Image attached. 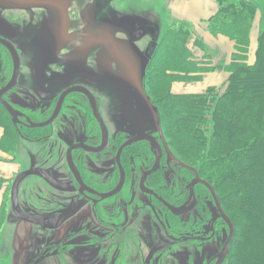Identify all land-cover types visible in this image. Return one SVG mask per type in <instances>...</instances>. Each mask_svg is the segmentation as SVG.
<instances>
[{
	"label": "rangeland",
	"instance_id": "1",
	"mask_svg": "<svg viewBox=\"0 0 264 264\" xmlns=\"http://www.w3.org/2000/svg\"><path fill=\"white\" fill-rule=\"evenodd\" d=\"M248 1L253 2L258 8L251 30L254 48L250 47V33L249 57L247 55V63L253 64L258 46V33L264 27V0ZM164 3L165 0H0V18L3 20V23L0 22V36L11 41L18 51L21 63L17 85L8 95V99L16 102L18 106L24 103L23 101L31 100L30 96L34 95L36 100L38 98L42 104H45L46 101L57 98L65 88L80 85L98 99L101 116L110 139H115L118 134L120 137H126L129 134L138 135L153 131L148 125L151 116L149 108L153 107L157 120L160 121L162 138L166 143L162 133L166 126L162 122L160 110L154 105L156 95L147 91L145 87L150 58L154 55L164 32L171 22L175 21L165 14ZM191 30L192 35L187 41V47L193 56L204 63L209 56L211 59L215 58L217 54L208 47H206L208 54H205L195 46L194 43L201 38V34L193 31L192 28ZM176 82L179 81H173L170 85L172 94H201L206 90L200 91L198 85L183 86L173 93L171 88ZM225 83L226 81H222L216 85L220 93ZM72 104L74 105V100L70 103ZM66 114L68 116V113ZM64 115L56 120L55 127L65 121ZM70 120L71 124L75 121L73 118ZM81 121L78 122L82 123ZM208 126L212 131V122ZM211 131L208 132V137ZM44 148H48V143L37 144L19 140L16 153L9 157L11 160L14 158V161L9 162L10 159L6 161L7 168L14 174L11 181L27 169L31 158L37 160V153ZM135 149L136 147L125 153L123 165L127 171L139 175L143 170L139 162L140 157H135L133 163L131 160L128 161L129 155H134ZM78 155L77 153L74 156L77 158ZM171 156L173 160L171 163L178 161L177 156ZM88 157L85 159L87 163L84 161L87 170L89 168L104 171L106 176L114 167L113 155ZM148 157L147 154L146 158ZM148 161L151 163L152 158ZM59 164L61 166L62 162ZM59 169L63 171L61 167ZM163 170V173L154 176L152 183L159 187L157 184L161 178L163 188H159L163 195L170 198L174 204L182 205L186 201L184 188L181 185L177 186L174 183L175 178L167 176L166 169ZM175 172L182 179L183 185L191 178L189 171L176 169ZM156 178L157 182H155ZM6 189L8 196L3 201L1 209L4 222L0 230V264H16L13 254L11 256V249L16 240H27L28 237L39 239L43 231L18 221L12 215L11 186H6ZM47 191L48 188L38 177L28 176L18 187V203L23 205V208L27 205L32 207L34 204L47 207L49 200ZM196 191L199 204L203 189L197 188ZM39 193L40 197L37 196ZM205 200V217H199L198 209L194 210L190 217V219L194 218V222L190 227L177 229L168 214L166 217L162 215V219L160 217L162 221L160 225L154 220L152 213L150 218L140 219L142 223L140 225L146 227L137 225L140 227L139 232L143 233L142 237L151 235V240L157 241L154 249L158 250L163 246L167 249L163 255L164 264H179L176 261L177 257L188 260V264H206L210 257L219 252L228 235L227 228L215 217L216 212L210 198ZM137 201L141 206L136 205L135 213L144 217L148 214L143 209L146 201L139 199ZM189 216H184L180 220H188ZM5 218L8 220L7 227ZM92 227L93 224L89 229ZM46 236L49 237V234ZM36 255L37 253L32 259H37ZM39 258L37 264H51L48 257L44 260ZM66 259V263L57 259V264L59 262L68 264L69 260ZM156 261L157 258L155 263Z\"/></svg>",
	"mask_w": 264,
	"mask_h": 264
},
{
	"label": "trees",
	"instance_id": "2",
	"mask_svg": "<svg viewBox=\"0 0 264 264\" xmlns=\"http://www.w3.org/2000/svg\"><path fill=\"white\" fill-rule=\"evenodd\" d=\"M215 2L217 11L203 21L202 26L210 36L226 37L233 43L230 61L223 66L229 75L223 91L209 88L203 94L171 93L173 81L199 80L202 74L214 68L209 55L206 63L193 56L187 47L191 26L176 20L164 32L150 58L145 87L156 95L154 105L160 110L166 126L162 133L170 155L177 156L179 162L194 170L214 189L234 226L235 239L225 262L264 264V27L258 33L254 63L248 64L250 33L257 6L248 0ZM194 44L208 54L201 38ZM3 53L0 60L5 57L9 60L8 54ZM10 73L11 65L6 80ZM211 122L212 131L208 126ZM0 127L3 129L0 148L12 156L19 139L36 141L48 135L47 129L17 128L1 106ZM135 147L133 153L140 157V162L152 158L146 142L136 143L130 149ZM158 181L157 185L163 188V180L159 178ZM197 188L203 189L197 209L199 217L204 218L205 198L210 197L205 188L197 186L196 198ZM184 195L187 197L186 190ZM7 196L5 192L4 200ZM165 199L173 203L170 198ZM37 205L41 206L35 204L37 208ZM191 213L187 214L190 215L188 220L181 221L173 216L170 219L177 229L190 227L194 222V218L190 219ZM37 259L30 264H36ZM57 259L65 262L64 255Z\"/></svg>",
	"mask_w": 264,
	"mask_h": 264
},
{
	"label": "flooded vegetation",
	"instance_id": "3",
	"mask_svg": "<svg viewBox=\"0 0 264 264\" xmlns=\"http://www.w3.org/2000/svg\"><path fill=\"white\" fill-rule=\"evenodd\" d=\"M0 38L7 40L2 36H0ZM9 42L11 43V41ZM0 52L3 54L7 53L9 56V60L5 57L4 62L2 60L0 63V89H2L8 83L11 77L13 64L10 54L1 45ZM9 65H11V73L9 78L6 80ZM15 87L3 96V99L19 113L17 117V123L14 124L11 117L5 112L9 116L11 123L17 128L48 130V135H46L42 140L31 141L28 139H19L29 143H48V148H44L37 153V160L31 158L27 169L23 171H28L32 166L34 169L41 170L46 174L49 180L48 184L36 175L31 176L38 177L41 180V183H43L48 188V206H41L37 208L34 204L32 207L27 205L23 208V205L21 206L18 203L19 211L26 217L35 219L37 221L36 223L24 222L17 218L11 211L12 215L18 221L27 225H33L43 231V233L49 234V240L47 244H45L40 249L36 257L39 258L42 256L40 258H43L48 256L49 259L53 261V263H56V259L59 258L60 255H64L65 259L67 258L66 260H69V262L67 261L68 264H164L165 262L162 260L163 255H165L164 252H166L167 249H164V246L158 250L154 249L156 248L155 245L157 241L155 239L151 240V235L148 237H142L143 233L139 232L140 227L137 225L141 226L142 228H146L145 226L143 227L140 225L142 224L140 219L145 217L150 218L151 213L154 220L157 221L158 225H160L159 223H162V215L166 217L168 214L169 216L182 218L196 210L197 198L195 192V206L192 210L185 214L175 216L170 213L162 203L164 202L176 208H180L184 205L189 206V191L187 189V185L197 175L195 171L191 168L186 169L191 174V178L186 184L183 185L182 179L179 175H177V171L175 172V168L180 167L176 165V163L179 161H174L171 163V161H173L172 156L165 152L157 132L149 131L147 133L138 134L151 135L161 148L158 169L153 174L147 176L144 179L141 187L140 183L143 174L151 170L155 163L156 155L151 147V143L144 141L149 145V149L152 153V162L150 163V161L145 159L142 163L140 162L141 160H139V162L142 164L141 166H143V170L139 175H135L133 171L130 172L126 170L125 166L123 165V158L125 153L129 152L130 148L139 142L132 143L131 145L124 147L120 153L119 149L126 141L131 138L132 135L136 134H129L128 136L126 135V137H120L118 134L116 135L115 139H110V135L108 133L107 144L101 152H88L84 149H74L71 152V160L83 183V187L81 188L80 185H78V183L75 181L67 166L66 154L68 148L74 145H82L83 148L85 147L92 150L98 149L101 146V131L93 115V107L88 98L78 92L67 95L62 103L59 114L54 119V121L46 127L30 128L28 121L33 123H43L48 121L56 109L60 95L69 88L83 86L75 85L65 88L60 92L57 98L48 100L45 104H42L38 98L36 100V97L32 95L30 96L32 101L30 99L29 101H23L24 103L18 106L16 105V102H12V100L10 101L8 99V95L14 91ZM89 93L94 97L99 117L104 122V119L101 116L98 99L90 91ZM73 100L74 105H70ZM65 112L68 113V116ZM63 114H65V121H62L55 127L56 120H58ZM75 116H77V119L74 118ZM69 117L70 119H75L72 124ZM79 119L82 120V123L78 122L80 121ZM107 150H109V152L106 153ZM77 153L79 155L76 158L74 155ZM104 154L111 156L113 155L114 167L112 171L104 176V171L100 172L97 169L91 170L88 168V170H90L89 172L92 173L89 175V172L84 165V161L86 162V157H100ZM135 157H138V155H129L128 161L131 160L133 163ZM117 158L119 165L116 161ZM40 159H43V161H40ZM60 161L62 162L61 166L59 164L61 163ZM58 166L61 167L63 171H59L60 169ZM180 168L185 169L183 167ZM163 169H166L167 176H170L173 179L175 178L174 183L177 184V186L181 185L184 190H186V201L182 205H176L174 203L167 202L165 196L161 192L162 190L157 187L156 184L152 183L154 176L157 175V173H163ZM121 172L123 173V184L119 192L107 199H102L100 195L108 194L119 186L122 177ZM197 186L202 185H196L194 190ZM202 187L205 188L204 186ZM206 191L208 192L207 189ZM37 196L40 197L39 194ZM209 197L215 209L210 194ZM137 199L146 201L143 209H145L148 214L144 215V217L141 214L139 215L137 212L135 213V210H137L136 205L141 206ZM155 206L158 207V210ZM70 212L72 215L60 225H58V217ZM215 217L217 218V212ZM217 219L224 224L221 219ZM91 224H93L94 227L89 229ZM223 244L221 245L220 250ZM217 254L210 257L206 264H215V256ZM156 258L157 261L155 263ZM226 258L222 264H225ZM35 260L36 258L32 259L29 264L33 263ZM38 261L39 260L36 262ZM176 261L179 264H188V260L186 261L182 257H177Z\"/></svg>",
	"mask_w": 264,
	"mask_h": 264
},
{
	"label": "water",
	"instance_id": "4",
	"mask_svg": "<svg viewBox=\"0 0 264 264\" xmlns=\"http://www.w3.org/2000/svg\"><path fill=\"white\" fill-rule=\"evenodd\" d=\"M0 21L2 22L3 20L0 18ZM0 45L3 46L8 51V53L11 56L12 64H13L12 74H11V77H10L8 83L2 89H0V105L5 110V112L11 117L12 122L14 124H16L17 123V117H18L19 113L17 111H15L3 99V96L7 92L12 90L15 87L16 83H17V79H18V76H19V69H20V59H19V56H18V53H17L16 49L14 48V46L9 41L0 38ZM74 92L81 93V94H83L84 96H86L88 98L89 102L91 103V105L93 107V115H94V117H95V119H96V121H97V123L99 125L100 131H101V135H102V143H101V146L98 149L92 150V149H88V148H85V147L83 148L82 145H74V146L69 147L68 150H67V154H66L67 166H68L70 172L72 173L75 181L82 188L83 187V183L81 181L79 173L75 169V167L73 165V162L71 160V152H72V150H74V149H84V150H86L88 152L98 153V152H101L105 148V146L107 144V139H108V131H107V128H106L104 122L99 117V113H98V109H97L94 97L89 93L88 90H86L83 87H72V88H69V89L65 90L60 95V98L58 100L56 109H55L54 113L52 114V116L50 117V119L48 121L43 122V123H33V122H30V121H28V122H29V127L30 128H43V127H46V126L50 125L54 121V119L57 117V115L59 114V111L61 109V106H62V103H63L65 97L67 95L71 94V93H74ZM149 111H150L151 116H150L148 125L153 131L157 132V134H158V136L160 138V141H161V143H162V145H163V147L165 149V152L167 154H170L168 149L165 146L164 141H163V138H162V135H161V132H160L159 122H158L157 117L155 115V109L153 107H150ZM140 141L150 142L151 143V147L154 150V153L156 155L155 163H154L152 169L149 170L148 172H145L143 174L142 178H141L140 186L142 187L144 179L147 176L153 174L159 167V159H160V155H161V148L159 147V145L157 144L155 139L151 135H132L131 138L128 141H126L120 147L119 153L121 152V150L124 147H126L128 145H131L132 143H136V142H140ZM116 161L118 163V158H117ZM118 165H119V163H118ZM176 165L180 166V167H183L185 169H189V167H187L186 165H184L181 162H177ZM31 175H36V176L40 177L43 181H45L47 184L49 183V180H48L46 174L43 171L34 169L31 166L28 171L20 173V174H18L15 177V179H14V181L12 183V186H11V191H10V204H11V211L17 218H19L20 220H22L24 222L36 223L37 221L35 219L28 218V217H26L25 215H23L19 211L18 202H17V192H18V187H19L21 181L23 179H25L26 177L31 176ZM122 184H123V173H122V177H121V181H120L119 186L115 190H113L112 192H110L108 194L100 195L101 198L102 199H107V198L115 195L121 189ZM196 185H202L208 190V192H209V194H210V196H211V198L213 200L216 212H217V218L221 219L224 222V224L226 225L227 230H228V235H227L226 241L223 244L220 252L215 256V259H216V263L215 264H222V262L224 261V259L228 255L229 247H230V245H231V243H232V241L234 239L235 232H234V226H233L232 222L230 221V219L224 213V211H223V209H222V207L220 205L219 199H218V197L215 194L214 189L207 182H205L204 180L200 179L196 175L191 180V182L187 185V189L189 191V202H188L190 204L189 206L184 205V206H182L180 208H176V207L170 206V205H168V204H166L164 202H162V203L168 209V211L170 213H172L173 215H175V216L182 215V214H185V213L189 212L195 206L194 187ZM149 194H152V193H149ZM71 215H72V213L70 212V213H67V214H65L63 216H59L58 217V219H59L58 225H60L63 221L68 219Z\"/></svg>",
	"mask_w": 264,
	"mask_h": 264
},
{
	"label": "crops",
	"instance_id": "5",
	"mask_svg": "<svg viewBox=\"0 0 264 264\" xmlns=\"http://www.w3.org/2000/svg\"><path fill=\"white\" fill-rule=\"evenodd\" d=\"M164 11L167 17L172 20L182 21L191 26L193 31L201 34L204 45L210 51L217 54L215 58L211 59L212 66L215 67L213 71L204 73L200 76L199 80L193 81H179L173 84L171 90L182 88L183 86H200V91L209 88H217V84L228 79V73L220 66L227 65L230 61L231 53L233 50V43L227 38L219 36L212 37L207 34L204 29L202 30V22L215 14L217 11V4L215 0H165ZM251 49L254 48V40L251 32ZM194 49V48H192ZM250 51V48H249ZM197 55V53H195ZM218 57V58H217ZM249 57V54H248ZM247 57V58H248ZM223 71H220V70ZM204 92V93H205ZM174 93V92H173ZM185 93L181 95H188ZM203 94V93H201ZM3 136V129L0 127V139ZM5 150L0 148V230L2 229L3 222L1 216V209L3 207L4 195L7 192L6 186L9 187V182L14 176L13 171L7 168L6 161L10 159ZM14 158L9 162H13ZM7 218H5V225L7 227ZM46 233L42 234L39 239L28 237L27 240H16L14 247H12L11 256L16 260V264H27L31 262L32 258L40 249L47 244L49 237ZM31 238V239H30ZM15 264V263H14Z\"/></svg>",
	"mask_w": 264,
	"mask_h": 264
}]
</instances>
